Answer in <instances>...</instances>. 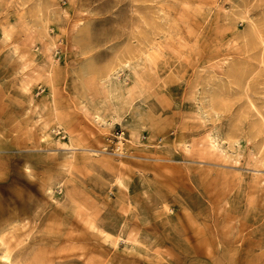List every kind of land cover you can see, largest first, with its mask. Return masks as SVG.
I'll use <instances>...</instances> for the list:
<instances>
[{
	"label": "rangeland",
	"instance_id": "1",
	"mask_svg": "<svg viewBox=\"0 0 264 264\" xmlns=\"http://www.w3.org/2000/svg\"><path fill=\"white\" fill-rule=\"evenodd\" d=\"M0 264H264V0H0Z\"/></svg>",
	"mask_w": 264,
	"mask_h": 264
}]
</instances>
